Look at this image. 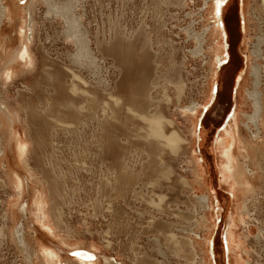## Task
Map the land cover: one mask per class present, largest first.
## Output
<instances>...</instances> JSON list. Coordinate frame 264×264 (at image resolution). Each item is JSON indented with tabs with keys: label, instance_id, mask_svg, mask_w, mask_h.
I'll return each instance as SVG.
<instances>
[{
	"label": "rangeland",
	"instance_id": "374dc122",
	"mask_svg": "<svg viewBox=\"0 0 264 264\" xmlns=\"http://www.w3.org/2000/svg\"><path fill=\"white\" fill-rule=\"evenodd\" d=\"M244 1V11L242 0L32 3L30 58L18 59L9 77L2 71L0 47V105L9 109L15 130L9 136L0 128L5 149L0 154V264H47L46 249L55 250L63 264L75 258L73 245L94 251L101 264L104 257L121 264H204L192 260L184 245L175 253L165 239L170 232L185 239L191 230L200 236L210 230L216 238L210 264H234L225 233L241 202L254 218L241 264H264V175L250 195L230 193L217 143L234 128L233 111L244 106L252 112L251 100L245 105L241 100L245 89L255 88L264 102V74L259 72L257 85L249 74L254 61L264 72V9L262 0ZM5 2L13 14L1 18L0 38H6L10 52L22 45L29 0ZM208 2H217L212 18L231 31H222L224 56L213 66L210 98L203 101L209 54L205 43L194 50L209 23L204 19ZM22 5L17 15L14 7ZM55 7L60 15L48 11ZM255 43L260 56L251 55ZM194 102L189 136L184 112ZM152 114L163 117L167 134L174 130L189 144L173 150L147 134L144 119ZM18 139L27 145L24 161ZM191 152L204 170L205 187L193 181ZM15 174L23 179L21 188ZM205 193L216 224L209 230L191 225L197 197ZM158 197L163 210L151 211L150 202ZM244 228L235 227L239 233Z\"/></svg>",
	"mask_w": 264,
	"mask_h": 264
},
{
	"label": "bare ground",
	"instance_id": "6f19581e",
	"mask_svg": "<svg viewBox=\"0 0 264 264\" xmlns=\"http://www.w3.org/2000/svg\"><path fill=\"white\" fill-rule=\"evenodd\" d=\"M35 1L36 0H29V3L27 4V9L29 11V13H28L29 17L27 19V23H25V24L23 23L24 25L21 27L22 30L20 32V34H21L20 37L22 39V45L20 47H18L17 49H14L13 51L7 52L6 48H5L6 47V41H7L6 38L5 37L0 38V47L2 49V52L4 53L3 59L5 60L4 65L2 66V71L4 72L5 76L9 77L11 75V72H12L11 69H12V67H14V65L18 61V59L25 60L28 57L30 58V56H29L30 55V49L28 47V44L31 42V36H32V32H33L32 27L34 24L32 18H31L32 15L30 16V14H33V13H30V8H31V6L34 5L32 3L33 2L35 3ZM216 3L208 2L206 7H205L204 11L206 12V15L209 16V18L205 15L206 17L204 19L206 21L208 20L209 23L205 24L204 31H202L198 35V37L196 38V40L198 41V47L196 50H194L195 52L198 53L200 51L202 43H205V48L208 50V54H209V56L206 60L207 65L209 67L208 68L209 70H208L207 76L205 78L203 89L201 91L203 101L204 100L206 101L207 99L210 98L209 91H210V85H212V81H213L212 80V71L214 69L213 66L217 61H219L224 56L223 43H222V39H223V36H222L223 32L222 31H224V33L225 32L229 33V30L231 31V27H229L227 30L224 27V25H222V28H221V26L216 22V18L215 19L212 18V13H213L212 11H214L213 9H214V7H215L214 5ZM242 3H243L242 4V11H244V9L246 7V2L244 0H242ZM261 7L264 9V0L261 1ZM14 8L17 9V15H18V11L23 10V5L20 7V9H19V6H15ZM12 10H13L12 6H10L8 3H6L5 0H0V20H1V18L5 17V16L10 18L13 14ZM25 11H27V10H25ZM48 11H50L51 15H60L61 14L59 7H55V8H53V10L48 9ZM31 12H32V10H31ZM21 17L24 18L23 15ZM23 18H21V19H23ZM224 19L225 18L222 17V21ZM17 22H20V21H17ZM7 23H8V21H7ZM223 28H225V29H223ZM243 28L245 31L244 23H243ZM0 33H1V25H0ZM194 38H195V36H194ZM202 48H203V46H202ZM1 49H0V51H1ZM251 49H252L250 51L251 55L260 56V54H259L260 50L258 49L256 43L253 44V47H251ZM32 63L33 62H31V64ZM227 67L228 66L226 65V68ZM260 67L261 66H259V64H257L255 61H254L253 65L250 66L249 74L253 78L252 84H255V85L259 84V80H258L259 79V72H262L264 74L263 70ZM7 69H9L10 71H7ZM220 72H221V70H220ZM222 74H223V72H221V75ZM243 78H244V80L247 79V77H246V79H245V77H243ZM246 81H248V80H246ZM246 81H244V83ZM221 82H222V80H221ZM218 83H220V81ZM244 88H245V86H244ZM244 92H245L244 99L242 97L241 100L243 101V103L244 102L246 103L247 100H251L252 107H253L252 112L250 114H248L245 111H243L244 106H240L239 110L233 111L232 118H233L234 128L231 130L225 131L224 136L220 137L217 140L218 141L217 143H218V146L220 148L219 154L222 157V161H221L222 162L221 163L222 180L228 182L229 188H230V190H229L230 193L233 190H236V191L239 190V192L241 191V194H244V196L246 197L247 194L250 195L252 192H254L257 189L259 177H263V175H264V157L262 158V154L264 152V147H263L264 146V141H263L264 102L262 101L263 99L261 101L259 100V93L255 88L245 89ZM114 100H115V97H114ZM245 103H244V105H245ZM196 105H197V103L194 102L191 106H187L186 110L184 112L186 120L189 123V127H188V135L189 136L194 134V123H195L194 119H195L196 113H197ZM136 113H138V111ZM141 113L142 112H140V114ZM145 116L146 115H144V117ZM244 117L246 118V120H244ZM162 118L160 117V115H157V114L153 115L152 114L150 117L148 116L144 119V122L147 125V130H146L147 134H149L151 137L158 139L159 143H161V144H163V145H165V146H167L173 150L176 149L179 145H182V147H184L185 146L184 144H189V140L186 141L184 138H182V136L177 134V132L175 133L174 130L173 131L170 130L171 132L167 134L166 131H164V128L162 125V123H163L161 120ZM13 121L14 120L11 117L10 111L7 108V106L5 104H1L0 105V128L4 126L3 130L9 136H13L14 131H15ZM166 123H167V121H166ZM168 123H170V122H168ZM240 125L244 127V129L246 130L245 132L249 133V135L247 137L244 136L245 134L244 135L242 134ZM251 126H252V128H251ZM172 128H173V126H172ZM2 141H3V137H1V135H0V154L1 155L4 154V151H5ZM18 146H19V151H18L19 156L21 155V158L24 161L25 160L24 156H25L27 145H26V143H21L18 139ZM199 151H201V149ZM190 157H191V161H192L193 167H194L192 170L193 181L195 183H199V184H201V186H203L206 181H205L204 175L202 174L201 171H204V170L200 169L201 165L200 166L198 165V162H197L198 160L195 159V155L192 152L190 153ZM261 158H262V160H261ZM23 164H24V162H23ZM12 165H13V163H12ZM209 175H211V173H209ZM15 178H16V180H15L16 186L18 188H21L23 179L21 180V178L16 174H15ZM182 180H183V183H187L184 178H182ZM210 181H212V180H210ZM188 184H187V186H188ZM211 185H212V183H211ZM203 187H205V186H203ZM219 194L222 196V193H219ZM210 197H211L210 194H207V193L197 197L196 202L198 204H195V208L193 209L192 216H191V218H193L191 225H194V227L197 229H201V228L206 227V229L209 230L210 227L216 225L214 222H211V220H210V216H212V214H213L212 202L210 200L211 199ZM158 198L159 199L157 202H155L153 199L151 200V202H150L151 203L150 204L151 211L163 210V208H161V200L162 199H160V197H158ZM215 198L217 200L219 198L217 193L215 195ZM42 205H43L42 202L39 201L38 206H40V207H38V206L37 207L42 209ZM163 207H164V205H163ZM220 210L222 211V209H220ZM245 214H247V216H249V218H250L249 221L244 220L243 217ZM174 218H176V217H174ZM246 219H247V217H246ZM252 219H254V218L252 217V214H249L247 207H246V204L241 202V204L238 205V207L236 208V213L231 218L230 225L227 228V231L225 233V237H226L225 241H226L228 250L231 251L232 260L234 261V264H241L242 258H243V253H247L245 251L244 238L246 239V237L249 236V234H248L249 224L251 222H253ZM221 223H223V222H221ZM240 223L245 225L244 232H241V233H239L235 229V227H237V225ZM176 225H177V223H176ZM172 226H173V224H172ZM219 230H220V226H219ZM188 232H187V234H189ZM190 232L192 235L190 234L185 239L177 237L172 232L166 234L165 239L168 240L169 242H172L174 249H175V253L178 254V251H181L180 248L184 245L183 247L186 248V252H188V254L190 255L192 260L196 259V257H197L199 259V261H201L202 263L210 264L209 256H210L211 252L214 254V251L216 250L215 245H214V243H215L214 239H216V238H213L212 234L211 235L209 234L210 230L206 235H202V236L198 235V233H196L193 230H191ZM19 239H20V241L23 242L24 247H25V242L23 240V237L19 236ZM255 239L256 240L260 239L259 234H257L255 236ZM232 247L237 248L239 250V252L236 254V251H235L236 249H232ZM82 248H85V246L73 245L71 250L73 251L72 255H75V258L73 257V261L70 260V261L64 262L63 264H73V262L75 264H101L100 262H98V258L96 257V253L94 251L88 252L87 249L86 250L84 249V251H83V250H81ZM44 255H45L47 264H58L57 262L59 261L60 257H59V254L55 250L46 249V250H44ZM104 264H121V263H118V261H115V260L113 262H111L106 257H104Z\"/></svg>",
	"mask_w": 264,
	"mask_h": 264
}]
</instances>
